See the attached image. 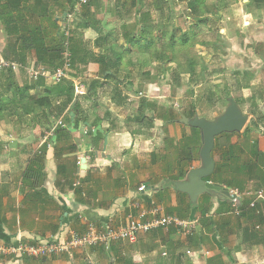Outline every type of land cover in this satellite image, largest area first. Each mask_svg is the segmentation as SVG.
<instances>
[{
  "label": "crops",
  "instance_id": "1",
  "mask_svg": "<svg viewBox=\"0 0 264 264\" xmlns=\"http://www.w3.org/2000/svg\"><path fill=\"white\" fill-rule=\"evenodd\" d=\"M76 1L67 5L63 13L52 4L57 24L67 34L76 26L78 15L86 13L84 5L74 10ZM58 2L64 3V0ZM205 4L208 12L204 16L209 19L195 27V31L204 34L219 31L218 37L222 35L220 39L221 44L226 45L225 50H229V46L233 48L241 40L261 42L264 47L263 5H256L252 0H205ZM158 6L155 0H91L87 12L101 20V30L107 38L98 47L94 45L98 36L94 29L77 28L78 36L84 46L97 52L104 48L129 47V42L121 34L139 31V18L144 20V25L153 34L170 30L172 26H179L183 31L190 30L192 19L187 0H173L169 6ZM38 13L43 14L44 10ZM6 38L0 21V57ZM220 39L213 45H218ZM202 42L197 40L194 46L201 45L202 49L211 46ZM127 59H130L128 55L125 56ZM34 62V58H31L28 63ZM87 75L95 76L91 73ZM14 81L21 86L33 84L21 73L15 74ZM5 86V81L1 79L0 95L10 99L15 90L6 89ZM82 86L85 92L86 87ZM42 91L43 87L39 86L38 89L32 87L28 93L32 95ZM101 97L95 103L92 100L90 114L97 113L102 103ZM105 97L108 101L106 109L102 115L97 113L104 118L97 129L105 142L101 150H98L96 144L92 145L90 136L83 133L81 125L72 132L71 143L76 149L63 153L60 161L54 157V147H47L42 178H25L23 173L28 168L38 170L34 160L39 157L44 144L40 135L44 126L36 125L28 116L17 118L15 110L12 115L5 112L0 118V242L14 244L50 240L57 235L64 236L67 230L81 232L90 221L121 225L126 222L129 214L136 215L140 210H149L154 204L164 210L166 206H176L180 202L181 197L173 185L168 194L160 198L157 193L164 189L166 181L163 178L166 176L156 172L146 174L144 169L146 166L151 167L152 171L153 168H161V160L151 161L153 158L150 154L162 150L164 137L180 139L183 126L180 128L182 131L176 135V123L164 125L157 120L149 127L128 121L118 112L123 106L114 104L108 95ZM16 109L18 112L21 110ZM158 124L164 126V133L168 136L163 137L157 151L155 146L159 143L153 142L149 132ZM231 140L235 142L237 139ZM58 163L66 179L60 184L57 182ZM71 178H75L74 183L77 182L78 186L85 189L81 196H77L69 187ZM141 186H145L144 191H139ZM90 191L94 195L91 192L89 196ZM211 200L213 208L210 218L220 226L219 233L216 231L213 235L203 230L204 236L196 238L179 230L158 229L139 234L134 242L118 241L108 248L95 246L42 259L24 255L7 260L6 264H210V259H216L211 264H264V236L257 243L250 241L246 244L242 238V228L248 223L246 220L239 222L230 213L215 214L220 204L231 199L214 195ZM227 217L230 222L224 229L222 224H225Z\"/></svg>",
  "mask_w": 264,
  "mask_h": 264
},
{
  "label": "trees",
  "instance_id": "2",
  "mask_svg": "<svg viewBox=\"0 0 264 264\" xmlns=\"http://www.w3.org/2000/svg\"><path fill=\"white\" fill-rule=\"evenodd\" d=\"M90 1L83 6L86 13H82V16L78 15L76 26L66 34L61 26L57 24L58 20L54 9H52V4L58 8L60 13H63L67 5H71L73 0H64V3L58 2V0L49 2L48 0H0V21L7 36L1 57L22 65L18 70L9 68L0 71V80L5 81V88H14L15 90L10 99H5L0 95V118L3 117L5 112L12 115L15 110L14 113L17 118L28 116L36 125L40 124L41 127L43 125L44 128L41 130L40 135L43 134L44 130L49 129L52 123L61 119L67 126L65 128L57 127L53 137L54 157L58 161H60L59 159L63 153L76 149V146L71 143L72 132L80 128L81 125L95 129L87 132L92 145L96 144L98 150H101L104 146L103 135L97 130L99 129L98 124L104 118L97 113L90 114L89 111L92 109V102L95 103L103 93L108 95V98L118 106L122 107L126 104L128 97L126 94L127 89H124V79L132 77V73L131 70H123L121 66L125 63L134 66L133 63L129 62L130 59L124 62L126 55L129 56L134 52L154 55L157 43L164 39L166 44L165 47L163 46V50L160 51V59L162 62L165 58L167 62H175L176 67L171 75L176 84L180 83L179 75L182 74L189 75L188 84L196 82L203 78L206 69L205 64L197 62V57H187V54L185 55L186 63L181 67L176 56V51L190 50L194 46V38L197 33L195 27H199L200 24L207 22L209 19V17L204 16V13L208 12L205 0H187L190 7L189 15L192 19L190 30L183 31L179 26H172L170 30L165 29L160 34H153L150 28L144 25V20L139 18V23H141L139 31L129 33L126 31L121 34L122 38L129 42V47L120 49L104 48L97 50V52L84 46L77 33V28L94 29L98 34L94 45L98 47H101L107 38V35L103 36L101 20L87 12ZM172 1L155 0V3L159 4L158 7L161 4L169 6ZM252 2L264 6V0H252ZM39 10H44V13L39 14ZM134 26H137V24ZM66 41H68V50L71 54V65L66 72L67 76H70L69 79L67 77L62 78L58 83L53 84L44 77H39L32 85L25 84L23 86L14 81L15 74L18 73L23 74L28 79L27 74L25 75V68L30 65L28 62L31 58H34L35 67L44 66L52 71L61 67L63 65L62 52L65 49L64 43ZM202 43L204 44V42ZM133 45L135 46L133 47ZM142 63L145 64L146 62ZM143 64L140 63V73L148 77L150 76L148 71H141ZM85 73H91L95 76H88L87 80L83 81L86 87L85 92L77 94L73 79L79 77L82 80ZM238 74L237 71L235 77ZM28 81L30 82L29 79ZM39 86L43 87L41 93L35 92L29 95V89L32 87L38 89ZM247 87L248 84L245 88ZM230 96L236 100L241 109L242 104L249 99L243 95L231 94H228L227 98ZM87 101L91 104L84 106V102ZM194 105L189 103L179 112H175L172 107L162 108L157 106L156 103H149L146 98L140 97L136 115L127 120L143 123L149 127L152 126L154 120H160L165 125L178 121L181 116L194 117L196 115ZM16 108L21 109L20 112ZM148 111L150 112L149 115L146 114ZM106 113L108 115V112ZM257 119L259 120H252V123L246 125L241 132L222 133L215 137V144L211 153L215 161V169L206 178L211 183L219 184L227 189L237 188L244 193L239 202L229 200L220 204L216 208L215 214L230 213L239 222L242 219L246 220L248 223L242 228V238L246 244L250 241L257 243L264 236V203L256 201L253 206H250V202L254 199V195L251 193L264 190V129H260L258 124L260 122L264 124V115L261 114ZM183 127L188 128V130L182 132L180 139L175 140L174 138L165 137L164 147L160 150V153L150 154L153 158L151 161L161 160L163 172L166 176L164 178L165 183H169L168 186L164 184V189L157 193L160 198L168 194V190L174 181L183 180L192 168V163L199 160V149L202 144L200 130L186 124ZM234 135L240 136V138L232 142L231 137ZM221 136L226 138V145L223 147L218 143ZM46 149L44 143L39 157L34 160L38 164V170L26 169L23 173L25 178H37L39 176L42 178ZM64 169L66 170V168ZM63 180L66 181L61 174V167L58 163L57 182L60 184ZM74 181L75 178L70 179L69 187L74 190L77 196H81L85 189L80 185L78 186L77 182L74 183ZM91 192H88L89 196ZM176 192L181 197L180 202L178 201L176 206H166L164 211L166 214L175 215L182 219L194 218V214H196V217H198L197 226L188 236L197 238L202 235L203 237V230L212 235L216 231L219 233V224L211 220L209 215L213 208L210 194L200 195L197 202L192 204L185 193ZM248 192L251 193L247 194ZM92 195H94L93 192ZM82 201L84 202V200ZM152 206L154 207L155 204ZM227 218L225 224H222L224 229L229 226L230 221ZM171 229L177 230L173 227L168 230ZM215 261L216 259L209 260L210 264Z\"/></svg>",
  "mask_w": 264,
  "mask_h": 264
},
{
  "label": "rangeland",
  "instance_id": "3",
  "mask_svg": "<svg viewBox=\"0 0 264 264\" xmlns=\"http://www.w3.org/2000/svg\"><path fill=\"white\" fill-rule=\"evenodd\" d=\"M185 21L189 20L186 19ZM218 34L219 31H212L206 34L201 31L197 32L194 40L207 42L211 46H206L207 48L202 49L201 45H195L190 50L176 51L177 62H179L181 67L186 63V54L187 57H197V62L206 65L203 78H200L196 82H191V84H188L189 75L187 74L179 75L180 83L176 84L171 75L173 69L176 67L175 62H167L166 58L163 62L161 61L160 51L163 50L166 44L164 39L157 43L154 55L139 52L131 53L128 56L131 59L129 62L133 63L134 66L127 65L126 63L121 66L123 70H131L132 73V77L124 79V89H127L126 94L128 99L126 104L118 109L122 118L129 119L134 117L138 108V99L144 97L149 103H156L157 106L162 108L172 107L175 112H179L185 108V105L193 103L196 107V115L207 119H214L224 110L228 103L229 97L227 98V95L231 94L243 95L245 98H249L248 101L242 104V111L248 114L245 126L252 123L254 119L256 121L259 120L257 118L261 114L264 115V47L261 45V42L241 40L239 43H235L233 48L229 46V50H225L226 45L221 44L222 39L220 38L222 35L218 37ZM219 39L221 40L219 44L213 45ZM165 61L166 63H164ZM142 62L146 63L143 64ZM140 63L143 64L141 71H148L150 76L145 77L141 75ZM237 71L239 74L235 77ZM67 78L69 79L70 76L68 75ZM87 78L88 75L85 73L82 80L79 77L73 79L77 94L83 93V81H86ZM246 84H248V89H245ZM105 96L106 94L103 93L100 98L102 102L100 104L101 107L98 106L97 108L99 115L104 113L106 109L105 104H108ZM89 104L91 102L87 101L83 105L88 106ZM146 114L149 115L150 112L148 111ZM155 122L157 120L153 121V123ZM173 123H176L175 134L178 135L182 131L180 130L181 126H185V124L179 121ZM258 124L260 129H264L263 123L260 122ZM183 128L185 129L184 131L188 130L186 127ZM149 133L153 137V142L155 144L159 143L155 146L158 151L163 137L168 136L166 132L164 133V126L155 125L153 131ZM235 138L238 139L240 136L234 135L231 137V139ZM218 140L220 146L226 145L225 137L221 136ZM199 164L200 160H195L192 166ZM144 172L146 174H154L153 172H156V174L162 173V175L164 173L162 165L161 168H153V171L151 167L146 166Z\"/></svg>",
  "mask_w": 264,
  "mask_h": 264
},
{
  "label": "built area",
  "instance_id": "4",
  "mask_svg": "<svg viewBox=\"0 0 264 264\" xmlns=\"http://www.w3.org/2000/svg\"><path fill=\"white\" fill-rule=\"evenodd\" d=\"M90 0H77L74 5V10L77 11L82 5H85ZM66 33V32H65ZM67 34V33H66ZM65 49L62 52L63 65L50 70L44 66L35 67L30 64L25 68V72L30 82H36L39 77H44L53 84L58 83L62 78L67 77V71L70 67L71 54L68 50V41L64 43ZM22 65L19 63L8 61L0 57V69L7 70L9 68L20 69ZM67 125L61 119L56 120L49 129L44 130L42 134L43 143L46 147L54 145L53 137L57 127L65 128ZM83 133L89 130L94 131L93 127L81 126ZM145 186H141L139 191H144ZM231 200H239L243 194L237 188L228 189ZM248 192L247 194H250ZM254 199L250 202L253 206L256 201L264 203V190H258L254 193ZM237 205V204H236ZM198 219L196 217L191 219H182L175 215H169L159 206H154L149 210H140L136 215L129 214L127 220L121 225H112L109 222L96 223L88 222L81 232L74 230H67L64 236H54L50 240L36 241L35 243L18 242V243H3L0 242V264H6L7 260L15 257L29 256L33 259H42L44 257H52L60 254H71L75 251L84 248L103 246L108 248L111 244L118 241L134 242L138 235L147 233L152 230L162 228L168 230L169 228H176L185 235H189L197 226Z\"/></svg>",
  "mask_w": 264,
  "mask_h": 264
},
{
  "label": "water",
  "instance_id": "5",
  "mask_svg": "<svg viewBox=\"0 0 264 264\" xmlns=\"http://www.w3.org/2000/svg\"><path fill=\"white\" fill-rule=\"evenodd\" d=\"M233 97L228 98L224 110L214 119H207L195 115L192 118L181 116L178 120L190 127L198 128L201 135V147L199 149L200 165L191 168L185 178L181 181H174L173 187L176 191L185 193L192 204L197 202L200 195L207 193L211 196L223 195L229 199V190L216 183L206 180L215 169V161L212 156L215 137L222 133L240 132L245 127L248 114L244 113ZM84 162V159L82 160Z\"/></svg>",
  "mask_w": 264,
  "mask_h": 264
}]
</instances>
